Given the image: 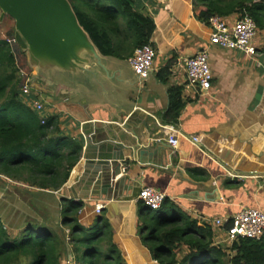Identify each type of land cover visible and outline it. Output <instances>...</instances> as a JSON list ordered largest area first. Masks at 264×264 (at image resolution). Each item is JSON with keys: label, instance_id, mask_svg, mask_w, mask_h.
<instances>
[{"label": "crops", "instance_id": "obj_1", "mask_svg": "<svg viewBox=\"0 0 264 264\" xmlns=\"http://www.w3.org/2000/svg\"><path fill=\"white\" fill-rule=\"evenodd\" d=\"M133 1L156 25L151 39L156 71L139 78L128 58L105 55L103 65L94 62L86 70L31 69L37 75L34 91L43 98L47 116H56L61 134L73 144H83V150L68 180L56 190L0 174V220L13 236L30 225L57 228L63 220L62 198L80 200L84 205L79 222L108 231L127 264H160L139 234L142 187L156 188L199 225L213 227L216 244L232 245L227 229L242 209L264 212V30L256 38L257 54L249 56L210 43L209 26L196 18L194 0ZM238 13L225 18L232 23ZM203 49L209 52L214 75L208 91L187 84L184 65L187 57ZM166 65L167 83L158 78ZM170 87L181 88L184 102L176 123L165 119ZM167 126L180 131L177 146L170 144ZM85 128L92 129L94 142L111 140L124 152L114 189L105 194L81 182L87 169ZM195 135L200 144L191 141ZM137 143L160 150L151 161L147 156L141 162L132 154ZM228 172L245 176L233 179ZM101 218L106 224L98 223ZM216 219L227 222L217 227ZM186 252L184 247L179 260ZM71 259L68 248L60 262L69 264Z\"/></svg>", "mask_w": 264, "mask_h": 264}, {"label": "trees", "instance_id": "obj_2", "mask_svg": "<svg viewBox=\"0 0 264 264\" xmlns=\"http://www.w3.org/2000/svg\"><path fill=\"white\" fill-rule=\"evenodd\" d=\"M70 2L102 55L126 59L137 47L153 45L155 22L139 13L133 0ZM193 4L196 18L207 26L215 15L226 17L239 11L248 13L264 30V0H194ZM14 32L3 35L0 31V174L56 190L68 180L83 144H73L61 134L56 116H48L43 124L40 114L23 100L17 56L23 65H28V58L19 44L8 42ZM169 76L170 66L158 72L162 82L167 83ZM169 92L165 119L176 123L184 107L182 91L170 87ZM61 201L63 220L57 228L30 225L13 236L0 220V264H61L60 256L68 248L72 264H127L108 231L99 224L85 227L79 222L84 202ZM138 208L140 237L160 264H264V241L239 238L230 246L216 244L213 227L199 225L167 198L158 210L141 200ZM98 223L106 224L102 218ZM184 247L187 252L179 260Z\"/></svg>", "mask_w": 264, "mask_h": 264}, {"label": "water", "instance_id": "obj_3", "mask_svg": "<svg viewBox=\"0 0 264 264\" xmlns=\"http://www.w3.org/2000/svg\"><path fill=\"white\" fill-rule=\"evenodd\" d=\"M0 8L1 19L5 15L15 19L14 38L26 51L30 69L45 73L54 69L75 72L86 70L94 62L102 64V54L79 23L70 0H0ZM36 76V73L31 76L34 86L37 85ZM91 130H83L87 169L81 182L105 194L107 189H114V180L121 173V161L125 156L111 140L94 142ZM154 148L137 143L132 146V154L141 162L146 161L147 156L151 161L152 155L160 150Z\"/></svg>", "mask_w": 264, "mask_h": 264}, {"label": "built area", "instance_id": "obj_4", "mask_svg": "<svg viewBox=\"0 0 264 264\" xmlns=\"http://www.w3.org/2000/svg\"><path fill=\"white\" fill-rule=\"evenodd\" d=\"M238 19L230 23L224 16L215 15L211 17L209 22V41L211 44L227 50L242 51L249 56H255L258 52L256 38L259 28L255 20L248 13L239 12ZM9 43H17L15 38H8ZM17 55V54H16ZM156 49L151 44H145L137 47L134 53L128 58V62L134 73L139 78H148L155 71ZM17 64L19 67L22 86L20 88L22 98L25 103L41 116L44 124L48 118L45 111V103L38 91H34L31 76L32 70L25 67L20 58L17 56ZM186 80L189 86L199 88L201 91L211 89L213 82V71L209 61V52L207 49L198 51L192 56L185 59ZM171 131L169 142L173 146L178 144V135L180 131L173 126H167ZM191 141L197 145L200 144L198 135L192 136ZM122 165V163H121ZM231 178H243L245 175L237 172H228ZM166 195L151 186H144L139 192L138 200H141L151 210H158ZM97 212L103 209L99 205ZM214 224L217 227H224L226 220L216 219ZM239 238H250L254 240L264 241V212L255 208H245L238 212L231 219L230 227L227 229V239L231 242ZM218 244H221L218 243Z\"/></svg>", "mask_w": 264, "mask_h": 264}, {"label": "rangeland", "instance_id": "obj_5", "mask_svg": "<svg viewBox=\"0 0 264 264\" xmlns=\"http://www.w3.org/2000/svg\"><path fill=\"white\" fill-rule=\"evenodd\" d=\"M1 14H2V10L0 8V31L2 32L3 35H6L5 33L7 31H11L12 29L15 30V19L10 15H5L3 19H1ZM24 66L28 67L27 65ZM70 261L71 263L69 262V264H72L73 263L72 259Z\"/></svg>", "mask_w": 264, "mask_h": 264}, {"label": "clouds", "instance_id": "obj_6", "mask_svg": "<svg viewBox=\"0 0 264 264\" xmlns=\"http://www.w3.org/2000/svg\"><path fill=\"white\" fill-rule=\"evenodd\" d=\"M29 67V66H28Z\"/></svg>", "mask_w": 264, "mask_h": 264}]
</instances>
